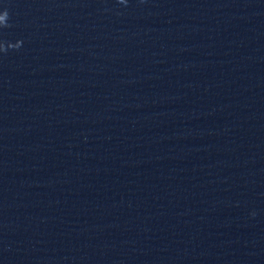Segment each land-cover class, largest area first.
<instances>
[{"label": "water", "instance_id": "1", "mask_svg": "<svg viewBox=\"0 0 264 264\" xmlns=\"http://www.w3.org/2000/svg\"><path fill=\"white\" fill-rule=\"evenodd\" d=\"M0 264H264V0H0Z\"/></svg>", "mask_w": 264, "mask_h": 264}]
</instances>
